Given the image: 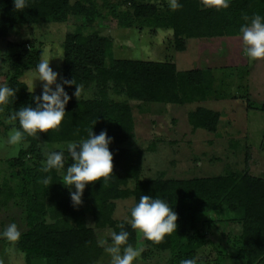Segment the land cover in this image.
<instances>
[{
	"label": "trees",
	"instance_id": "obj_1",
	"mask_svg": "<svg viewBox=\"0 0 264 264\" xmlns=\"http://www.w3.org/2000/svg\"><path fill=\"white\" fill-rule=\"evenodd\" d=\"M128 2L131 11L119 8L114 0H27V7L18 12L13 0H0V40L19 24L66 22L73 17L78 20L69 23L71 28L65 34L61 77L74 78L90 91L85 95L87 99L82 95L80 101L76 97L69 100L58 131L50 129L36 136L25 134L22 141L26 146L9 160L13 175L22 184L19 204L24 207L25 228L20 230L17 249L24 253L26 264L37 260L46 264H96L104 252L98 244L96 229L109 227L119 232L120 224L130 233L129 243L137 247L141 237L127 223L131 208L128 219L117 220L115 200L133 196L137 203L146 194L169 200L178 213L177 231L161 242L153 243L142 235L148 249L169 251L171 264H179L182 258L197 262L200 251L212 242L197 224L211 221L210 216L217 211L230 214L231 220L242 227L237 257L245 264H264V177L250 172L248 153L242 171L191 178L166 177L163 173L143 177V150L123 146L135 137L129 100L180 105L206 100L213 93V70H180L170 59L115 58L112 36L102 34L103 27L98 25L106 24L107 20L124 27L172 29L173 44L183 51L189 38L240 35L245 16L256 13L264 16V0H229V6L219 10L203 8L199 0H179L182 7L175 11L169 8L166 13L150 0ZM13 45L20 50L12 56V70L6 84L16 90L7 103L11 111L32 102L27 82L21 77L35 69L42 55L39 47L26 43ZM65 89L72 93L75 85H65ZM113 95L127 99L115 100ZM220 119L218 110L205 106L188 113L193 130L216 132ZM90 128L96 134L106 129L115 138L110 145L114 152L113 174L104 186L103 178L90 182L84 191L83 204L74 207L68 189L60 182L62 174L56 170L44 173L41 166L46 153L86 138ZM65 161L66 167L72 163L67 152ZM47 177L50 182L45 185L43 181ZM131 181H134L132 187ZM88 216L92 217L94 226L88 225ZM191 227L195 230L192 233ZM218 258L222 264L220 254Z\"/></svg>",
	"mask_w": 264,
	"mask_h": 264
},
{
	"label": "rangeland",
	"instance_id": "obj_2",
	"mask_svg": "<svg viewBox=\"0 0 264 264\" xmlns=\"http://www.w3.org/2000/svg\"><path fill=\"white\" fill-rule=\"evenodd\" d=\"M114 1L118 2L119 8L132 10L128 0ZM150 1L158 4L161 12L169 10L167 0ZM73 18L66 22L13 27L6 38L0 40V85L7 84L12 56L20 50L13 44L39 47L49 58L60 56L52 59L51 66L61 76L65 34L71 28L69 23L78 22ZM106 22L109 24L100 22L98 25L103 27L102 34L112 36L115 58L170 59L180 70L196 67L213 70V93L206 100L183 105L129 100L133 107L135 137L123 146H137L143 150V177L163 173L166 177L191 178L214 176L229 170L242 171L246 167L247 153L250 172L264 177V59L247 58L243 54L240 35L189 38L186 49L180 51L173 44L172 29L124 27L115 21ZM34 72L35 69L29 70L21 78L28 82ZM58 82L61 83L60 78ZM36 85L35 94L38 95L42 89L39 81ZM89 92L87 88L82 89L84 96ZM113 98L127 99L120 95H113ZM198 106L221 113L216 132L192 129L188 113ZM11 112L7 104L0 108V230L9 223H16L19 230L25 228L24 207L19 204L22 184L20 178L13 175L9 160L17 157L26 144L23 141L17 145L7 142L8 134L13 130L12 123L6 122ZM41 146L47 149V146ZM133 184L131 181L129 186ZM134 203L133 196L115 200L114 217L117 220L128 219V211ZM231 219L230 214L217 211L210 216L211 221L197 224V228L204 231L212 242L200 251L196 264H218L219 254L223 258L222 264H245L237 257L242 227ZM87 223L94 226L91 216H88ZM111 231L113 229L109 227L96 229L98 241L106 239L109 242ZM193 231L194 227H191L189 232ZM139 237L136 248L141 252L133 264H171L169 251L150 250L144 244L142 234ZM0 264H26L24 253L17 249L16 243L12 245L0 239ZM33 264L46 262L37 260ZM96 264H110V256L104 251Z\"/></svg>",
	"mask_w": 264,
	"mask_h": 264
},
{
	"label": "clouds",
	"instance_id": "obj_3",
	"mask_svg": "<svg viewBox=\"0 0 264 264\" xmlns=\"http://www.w3.org/2000/svg\"><path fill=\"white\" fill-rule=\"evenodd\" d=\"M167 2L173 11L182 7L179 0H167ZM13 3L18 12L27 7V0H13ZM199 4L203 8L219 10L227 8L229 0H199ZM244 21L245 23L239 28L243 54L250 60L264 59V16L256 13L251 17L245 16ZM56 57L60 56L49 58L46 54L41 55L32 79L26 84L28 92L32 94V102L22 105L7 116L6 122L13 125V130L9 132L7 140L10 145L19 144L25 138V134L36 136L50 129L58 131L65 117L69 100L72 96L81 100L83 85L78 84L74 78L61 77L60 73L53 69L51 61ZM58 78L62 79V83L58 82ZM36 81L40 82L42 89L38 95L35 94ZM65 85L69 87L75 85L71 96L66 91ZM15 94V89L8 85H0V108L9 103ZM17 122L19 127H16ZM93 128L87 130L86 138L70 141L59 151L46 153V159L41 166V171L44 173L56 170L62 174L60 182L68 189L70 201L74 207L83 204L84 191L90 182L103 178L104 186L113 174L114 152L110 149V145L115 138L110 136L106 129L96 134ZM65 152L72 161L67 167ZM49 182L50 177L43 181L45 185ZM177 221L178 213L169 200L144 194L131 207L130 219L127 223L146 240L159 243L165 236L177 231ZM119 227L121 229L119 232L109 233L110 243L106 239H101L98 244L110 256V264H133L141 250L129 243L130 233L125 230L124 224H120ZM21 235L16 223H9L3 230H0V239L12 245L20 240ZM179 264H196V261L182 258Z\"/></svg>",
	"mask_w": 264,
	"mask_h": 264
},
{
	"label": "crops",
	"instance_id": "obj_4",
	"mask_svg": "<svg viewBox=\"0 0 264 264\" xmlns=\"http://www.w3.org/2000/svg\"><path fill=\"white\" fill-rule=\"evenodd\" d=\"M196 68H201V67H196ZM192 69H194V68H192ZM185 70V69H184ZM186 70H188V69H186Z\"/></svg>",
	"mask_w": 264,
	"mask_h": 264
}]
</instances>
